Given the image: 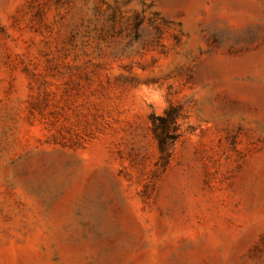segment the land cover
Here are the masks:
<instances>
[{
    "label": "rangeland",
    "instance_id": "rangeland-1",
    "mask_svg": "<svg viewBox=\"0 0 264 264\" xmlns=\"http://www.w3.org/2000/svg\"><path fill=\"white\" fill-rule=\"evenodd\" d=\"M0 264H264V0H0Z\"/></svg>",
    "mask_w": 264,
    "mask_h": 264
},
{
    "label": "trees",
    "instance_id": "trees-1",
    "mask_svg": "<svg viewBox=\"0 0 264 264\" xmlns=\"http://www.w3.org/2000/svg\"><path fill=\"white\" fill-rule=\"evenodd\" d=\"M177 116V110L172 108L164 116L153 117L154 129L159 140L161 153L165 156L169 154L170 143L176 138L175 135L170 133V126L175 124ZM175 129V126H173V131Z\"/></svg>",
    "mask_w": 264,
    "mask_h": 264
}]
</instances>
